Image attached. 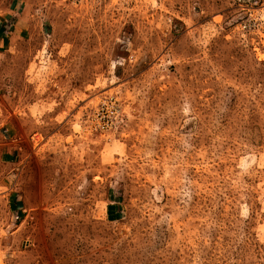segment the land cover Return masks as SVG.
<instances>
[{"label":"rangeland","instance_id":"1","mask_svg":"<svg viewBox=\"0 0 264 264\" xmlns=\"http://www.w3.org/2000/svg\"><path fill=\"white\" fill-rule=\"evenodd\" d=\"M0 57V264H264V0H25Z\"/></svg>","mask_w":264,"mask_h":264},{"label":"crops","instance_id":"2","mask_svg":"<svg viewBox=\"0 0 264 264\" xmlns=\"http://www.w3.org/2000/svg\"><path fill=\"white\" fill-rule=\"evenodd\" d=\"M28 22L25 0H0V57L24 40Z\"/></svg>","mask_w":264,"mask_h":264}]
</instances>
